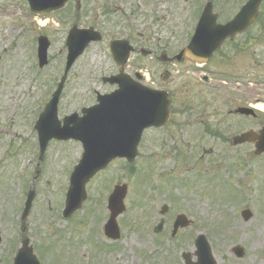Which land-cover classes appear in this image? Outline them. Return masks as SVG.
<instances>
[{"label":"rangeland","instance_id":"374dc122","mask_svg":"<svg viewBox=\"0 0 264 264\" xmlns=\"http://www.w3.org/2000/svg\"><path fill=\"white\" fill-rule=\"evenodd\" d=\"M23 1L0 0V46L8 47L0 86V124L6 127L0 147L7 140L0 152V264H10L13 247L20 243L16 208L28 179L25 187H33L38 196L31 218L25 221L27 236L36 246L54 243L51 249L55 251L44 256L45 264H183L185 252L196 260L193 242L200 232L207 234L217 264H264V155L255 156L252 143L231 144L234 135L257 130L264 122L262 25L254 24L245 34L248 39H239L238 51L224 49L230 53L229 59L219 54L207 64L204 72L212 73L210 83L201 79L203 68L196 70L193 64L161 65L151 58L131 57L128 72L138 61L155 83L171 91L170 122L164 130H149L144 135L139 157L132 163L133 175L125 160H115L90 180L88 198L77 215L86 219L87 227L65 242L69 224L56 219L83 153L81 146L71 140L52 141L40 170L36 169L41 162H36L39 152L31 154L36 150L34 126L40 114L35 109L40 108L41 100L50 98L63 72L67 29L74 23L95 26L106 36L105 41L90 45L71 68L60 100L61 115L94 103V90L104 93L111 89L101 81L103 75L116 70L107 44L111 39L132 36L137 45L150 49L163 45L179 50L193 30L196 5L202 0H80L78 17L73 3L40 17ZM244 2L231 0L223 10L224 18L236 13ZM138 33L143 37L138 38ZM41 34L50 38L51 46L49 64L38 70L36 39ZM225 69L234 78L219 72ZM240 105L261 113L257 118L229 115ZM198 118L207 120L203 125L209 123L211 130L229 140L223 142L210 131L202 130V135L195 124ZM38 174L42 178L36 181ZM102 178H106L104 183ZM116 183H126L128 193L125 212L118 218L121 237L113 243L104 238L102 229L108 215L107 196ZM163 204L169 205V211L160 236L152 229ZM246 208L253 213L247 221L241 217ZM181 212L192 224L171 238L173 216ZM237 245L244 248L243 258L233 251Z\"/></svg>","mask_w":264,"mask_h":264},{"label":"water","instance_id":"95a60500","mask_svg":"<svg viewBox=\"0 0 264 264\" xmlns=\"http://www.w3.org/2000/svg\"><path fill=\"white\" fill-rule=\"evenodd\" d=\"M32 9L37 12L47 13L52 9L61 7L67 0H29ZM262 0H249L246 5H244L235 18L225 25H216L215 23H209L206 21L207 18L202 17L201 23L199 24L197 31L188 47H186L182 53H186L189 58L194 60H205L210 57L215 49H217L221 43L225 40L227 36L233 37L236 32H241L245 30L248 25L255 19L257 15L258 5ZM83 34L79 36L78 34ZM97 33L94 34L90 30H77L70 35L68 40L69 54L68 61L66 64L65 73L62 80L58 86V89L53 95V99L47 104L45 111L40 115L39 120L36 123V128L39 131L40 140L42 142V148L44 149L48 140L51 137L56 138H69L75 136L77 138L85 139L91 138L93 131H99L100 133L96 136L101 139L105 145L112 146L116 148L119 152L112 151L107 156V161L111 158L119 155L126 156L129 160H132L136 154V145L140 139L142 130L150 125L160 126L164 124L169 117L168 111V100L164 97L161 100L157 93H149L146 95L143 93L142 89H139L132 85V80L123 73L110 78V82H118L120 88L110 96L99 97L100 104L84 110L83 119L87 118L85 125L88 126V133L85 137L79 132V125L82 123L80 120L73 122L74 127H68V118L65 119V126L60 128V122L57 120V102L59 99L60 92L65 81L66 74L72 65L75 58L81 54L84 48L88 45L89 41L92 39H98ZM48 46L47 39L45 37L40 38V54L43 56V63L46 62V48ZM116 47L115 43H112V52L115 59L123 65L127 59L131 47L125 45L120 49ZM183 55V54H182ZM106 80V79H105ZM240 113L254 114V111L247 108L237 109ZM97 123L98 128H89L91 122ZM105 138L116 139L118 143L113 145ZM85 141V140H84ZM132 141V144H131ZM245 141H255L256 150L255 154H261L264 152V126L258 133L253 131L246 132L238 137H235L234 143H242ZM123 143L122 146L116 147L117 145ZM116 144V145H115ZM98 145V144H97ZM109 148V149H112ZM94 150V149H92ZM84 154L82 161L76 167L75 173H79L90 161L91 164L97 159L99 152H90ZM102 156L105 154L102 152ZM90 156V157H89ZM100 156V154H99ZM101 156V157H102ZM106 161V162H107ZM106 162L96 166L91 170L89 175L94 173L97 169L103 167ZM89 163V164H90ZM85 176L83 181H86ZM74 186V184H72ZM82 188V184H80ZM73 189L69 191V205L72 208H66L65 215H68L74 208L80 206L82 200L85 197L84 191L78 192L77 201H72ZM126 194V186L116 187L115 192L111 195L109 199V209L111 211V216L109 221L105 226L106 234L112 238L119 237V230L116 224V216L124 210L123 199ZM166 208H164L165 210ZM245 219L251 217V212L246 210L243 212ZM179 224L185 225L184 216L180 217ZM162 225L160 224L157 229H160ZM197 255L198 262L194 264H215L210 253V248L203 237H199L197 240ZM24 248L23 250H26ZM30 255V250H26ZM237 255L242 256V249H236ZM19 256V255H18ZM187 264H193L190 262V255H185ZM20 257L17 258L16 264H19Z\"/></svg>","mask_w":264,"mask_h":264},{"label":"flooded vegetation","instance_id":"af4514ba","mask_svg":"<svg viewBox=\"0 0 264 264\" xmlns=\"http://www.w3.org/2000/svg\"><path fill=\"white\" fill-rule=\"evenodd\" d=\"M262 29L264 30V8L262 9ZM131 41L135 44V42L133 40H131ZM262 42H263V45H262V59H263L264 58V47H263L264 46V34L263 33H262ZM224 46L228 49H232L230 52H234V48H235L236 44H234L233 42H226ZM159 50L160 51H158V49H156V50L151 49L150 52H151L152 58L159 59L160 54L162 53L161 52L162 49H159ZM168 53L169 54H167V53H163V54L166 55L167 58H172L174 55H176V51L172 50V49L170 51H168ZM7 56H8V47L5 48L4 45L0 46V86H2L4 84V81H2V79H1V76L3 73L1 70V66L3 63H5ZM170 62L173 63L174 61L170 60ZM186 62H189V60H186ZM155 87L159 88L158 86H155ZM0 112H1V110H0ZM0 117H3V116L0 115ZM3 130H4V127L0 124V141L5 136V134L3 135ZM2 149H4V145H2L0 147V150H2Z\"/></svg>","mask_w":264,"mask_h":264}]
</instances>
